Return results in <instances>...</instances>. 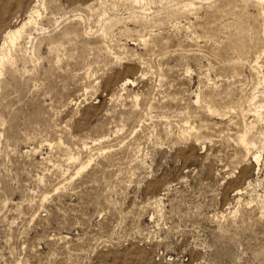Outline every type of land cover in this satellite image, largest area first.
Returning a JSON list of instances; mask_svg holds the SVG:
<instances>
[{"label":"rangeland","instance_id":"1","mask_svg":"<svg viewBox=\"0 0 264 264\" xmlns=\"http://www.w3.org/2000/svg\"><path fill=\"white\" fill-rule=\"evenodd\" d=\"M94 1L0 0V264H264L261 0Z\"/></svg>","mask_w":264,"mask_h":264},{"label":"bare ground","instance_id":"2","mask_svg":"<svg viewBox=\"0 0 264 264\" xmlns=\"http://www.w3.org/2000/svg\"><path fill=\"white\" fill-rule=\"evenodd\" d=\"M45 0H43V3H44ZM121 1H125V2H128V3H132V4H141L143 3L144 1L143 0H121ZM46 4V3H45ZM45 4H42L43 5V9H45ZM259 6L262 7V16H263V20H264V0H261L259 3ZM95 6H98L100 7V0H96L88 5L85 6L86 10H93L95 9ZM39 7V6H38ZM114 9L116 8V4L114 3V5L112 6ZM261 9V8H260ZM38 10V9H37ZM39 11V10H38ZM38 11H35L34 12V16L36 18L40 17V13ZM33 12V11H32ZM34 16H31V18L26 21L24 24H22V26H20V28H16V29H13V30H8V32L6 33V35L4 36V43L2 46H0V67L3 66L5 63H7L9 61L10 63V58L9 56L7 55L8 53L5 52V49H7V46L8 45H11L12 47H14V45H16L21 39H23V34H24V31L26 28L29 27V25L33 24L32 22L35 20H33V17ZM34 17V18H35ZM107 17V16H106ZM119 17V16H118ZM136 17V16H135ZM37 20V19H36ZM40 20V18H39ZM118 23V20L117 19H111L110 20V23ZM37 23V22H35ZM108 23V24H110ZM39 24V23H38ZM106 24V23H105ZM28 26V27H27ZM41 26V25H40ZM15 27V26H14ZM31 27V26H30ZM42 27V26H41ZM36 28H38L36 26ZM41 30V29H40ZM44 31V30H43ZM264 33V32H263ZM25 35V34H24ZM264 53V52H263ZM12 57V56H10ZM258 65V64H257ZM2 71V70H1ZM264 80V79H263ZM261 107V106H260ZM257 113V112H256ZM260 114V113H259ZM258 117V116H256ZM251 126V125H250ZM254 126V125H253ZM256 127V126H255ZM251 128V127H250ZM247 129V128H246ZM248 132V131H247ZM246 132V133H247ZM251 132V130H250ZM244 134L242 137H241V143L243 145H245L247 147V149L249 150L250 149V146L253 147V144H250L248 142V140H246V135L247 134ZM254 161L257 165L260 164V161L262 159V155L260 153H257L255 156H254ZM260 166V165H259ZM85 168H82L80 169V171L77 173V174H80L81 171H83ZM264 210V209H263Z\"/></svg>","mask_w":264,"mask_h":264}]
</instances>
